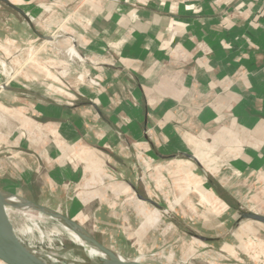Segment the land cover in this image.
I'll return each instance as SVG.
<instances>
[{
  "label": "crops",
  "instance_id": "crops-1",
  "mask_svg": "<svg viewBox=\"0 0 264 264\" xmlns=\"http://www.w3.org/2000/svg\"><path fill=\"white\" fill-rule=\"evenodd\" d=\"M4 1L0 79L48 59L38 93L0 88V190L129 261L219 209L264 217V0Z\"/></svg>",
  "mask_w": 264,
  "mask_h": 264
},
{
  "label": "rangeland",
  "instance_id": "rangeland-1",
  "mask_svg": "<svg viewBox=\"0 0 264 264\" xmlns=\"http://www.w3.org/2000/svg\"><path fill=\"white\" fill-rule=\"evenodd\" d=\"M42 45L44 42L41 43L40 49L43 48ZM40 51L37 50L35 54L29 53L22 69L15 68L14 65L10 66L9 63L8 75L2 80L0 79V88L3 87L2 85H6L8 89L18 91L29 89L38 93L37 86H32L30 81H32V76L34 79L38 78L36 76L37 73L39 75V71L36 70L38 62L47 64V54L43 55ZM32 67L35 69L32 70ZM34 71L35 73H33ZM60 75L65 77L62 72ZM20 78L22 82L19 80ZM243 201L246 210H249L250 206H247L248 203L246 204L245 199ZM239 213H241L239 210L221 212L219 209L216 214L221 218L216 217L213 223L210 222V225L185 223L186 225L182 227L185 230L184 234L180 230H171L170 233L165 230L168 245H159L158 242L153 245L156 240L154 238L153 244L146 247V250L137 247L135 255L130 257V261L140 259L139 264H264V227L251 221L238 220ZM163 214L169 219L175 220V215L165 211ZM37 215L38 213H34V216ZM48 218H44L46 223L39 225L38 232H36L30 220H27L26 217H16L17 230L30 229L29 234L21 236L23 242L30 248L50 255L54 259H60L67 264L87 263L89 259L85 256L82 248L71 243L62 232L61 226L53 219ZM84 232L88 234L87 231ZM186 232L202 237H215L216 241L201 243L195 238H190ZM88 235L90 236V234ZM148 255L150 257L146 258ZM97 261L99 260L91 262Z\"/></svg>",
  "mask_w": 264,
  "mask_h": 264
},
{
  "label": "water",
  "instance_id": "water-1",
  "mask_svg": "<svg viewBox=\"0 0 264 264\" xmlns=\"http://www.w3.org/2000/svg\"><path fill=\"white\" fill-rule=\"evenodd\" d=\"M0 1L6 4L7 6L11 7L9 4H7L6 1L4 0H0ZM44 40L51 42L52 39L51 37H48V38H44ZM15 197L20 202L35 208L37 213H40L39 211H37V207L35 205L29 203L28 201L20 197L17 196ZM5 200H6L5 195L3 194L2 190H0V263L1 264H49L47 261L36 255L35 250L31 249L23 242V240L18 234V230L16 228L14 219L12 218L11 214L7 209ZM44 215L54 218L60 221L59 223L75 230L84 237V240L88 244L96 247L107 257L106 259H102L97 262H91L89 260L85 264H118L111 257L110 250L104 248L91 236L85 233L84 230H82L80 227L75 225L70 220L52 213H45ZM239 219L249 220L264 225V217L252 213H241ZM131 264H139V263H134L132 261Z\"/></svg>",
  "mask_w": 264,
  "mask_h": 264
},
{
  "label": "bare ground",
  "instance_id": "bare-ground-1",
  "mask_svg": "<svg viewBox=\"0 0 264 264\" xmlns=\"http://www.w3.org/2000/svg\"><path fill=\"white\" fill-rule=\"evenodd\" d=\"M3 194L5 195V201L6 206L11 214L12 218L14 219V222L16 223V217H26L27 220H30L32 223V226L38 232L39 225L45 224L46 221L44 218H48L47 215H44L42 213H38L37 216H34V213L36 212V209L32 206L26 205L22 202H20L15 195L11 194L10 192L2 190ZM48 219H53V221L57 222L61 226L62 232L68 237V240L73 243L74 245L82 248L85 256L93 261V260H102L106 259L107 257L105 254H103L101 251H99L96 247L88 244L84 238L75 230L59 223L60 221L49 217ZM17 228V227H16ZM32 230V228H31ZM30 233V229H19L18 234L19 236H26ZM32 233V231H31ZM57 244V243H56ZM32 249V248H31ZM34 250V249H33ZM36 251V250H35ZM36 255L47 261L49 264H66L65 262H62L60 259H54L50 255H46L40 251H36ZM111 257L116 261L118 264H131L132 262L128 259L122 258L119 254L114 253L111 251ZM134 263H140L139 260H135Z\"/></svg>",
  "mask_w": 264,
  "mask_h": 264
}]
</instances>
